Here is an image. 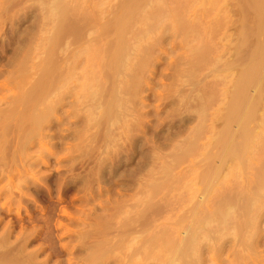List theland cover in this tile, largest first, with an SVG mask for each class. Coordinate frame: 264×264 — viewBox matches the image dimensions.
<instances>
[{
	"label": "rangeland",
	"instance_id": "rangeland-1",
	"mask_svg": "<svg viewBox=\"0 0 264 264\" xmlns=\"http://www.w3.org/2000/svg\"><path fill=\"white\" fill-rule=\"evenodd\" d=\"M0 264H264V0H0Z\"/></svg>",
	"mask_w": 264,
	"mask_h": 264
},
{
	"label": "bare ground",
	"instance_id": "bare-ground-1",
	"mask_svg": "<svg viewBox=\"0 0 264 264\" xmlns=\"http://www.w3.org/2000/svg\"><path fill=\"white\" fill-rule=\"evenodd\" d=\"M145 1V0H144ZM163 1V0H162ZM137 2H138V0H137ZM152 2V1H151ZM155 2H157V1H155ZM145 3V2H144ZM154 3V2H153ZM164 4V3H163ZM209 4H210V2H209ZM141 5H143V3L141 4ZM131 6H133V5H131ZM130 6V7H131ZM137 6V5H136ZM156 7V6H155ZM160 7H161V4H160ZM137 9H138V7H137ZM141 9V8H140ZM149 9V8H148ZM164 9V8H163ZM130 10H131V8H130ZM139 10V9H138ZM144 11V10H143ZM137 12V11H136ZM145 12V11H144ZM156 12V11H155ZM167 13H169V12H167ZM161 14V13H160ZM171 14V13H170ZM163 16V15H162ZM172 16V15H171ZM166 17V16H165ZM167 18V17H166ZM173 18V17H172ZM126 19V18H125ZM159 19V18H158ZM169 19V18H168ZM171 20H173V19H171ZM146 21V20H145ZM156 20H154V22H155ZM143 23V22H142ZM158 25V24H157ZM147 28V27H146ZM140 32H142L141 30H140ZM261 139V138H260ZM263 140V139H262ZM235 149V148H234ZM236 151V150H235ZM195 228V227H194ZM193 230V229H192ZM197 230V229H196ZM195 233V232H194Z\"/></svg>",
	"mask_w": 264,
	"mask_h": 264
}]
</instances>
